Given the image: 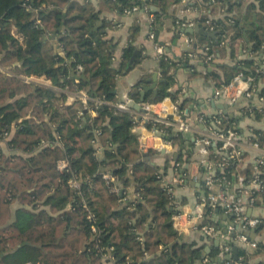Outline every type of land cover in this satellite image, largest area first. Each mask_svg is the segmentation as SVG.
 <instances>
[{
    "label": "trees",
    "instance_id": "obj_1",
    "mask_svg": "<svg viewBox=\"0 0 264 264\" xmlns=\"http://www.w3.org/2000/svg\"><path fill=\"white\" fill-rule=\"evenodd\" d=\"M178 1L147 0L157 8L155 23H160ZM213 1V11L226 7L234 12V21L215 19L217 33L213 38L188 33L199 47L208 46L214 58L224 55L227 46L234 51L239 45L264 55V0ZM142 3L0 0V66L10 67L6 72L0 69V139L6 132L9 148L19 150L11 155L0 151V264H203L198 261L199 249L180 242L172 227L168 207L173 197L148 163L156 151L139 150L134 113L114 105L115 78L131 68L133 48H125L119 66H113L112 42L105 37L107 24L100 14L107 10L125 13ZM158 59L162 80L157 93L145 99L149 103L166 96L176 98L168 88L183 58ZM257 67L252 59L222 63L219 72L207 75L216 80L217 87L239 73L264 80V69L256 71ZM29 76H42L51 86L64 90L84 92L86 102L76 98L59 109L58 103L65 101L66 94L31 81ZM131 97L137 99L135 94ZM91 109L94 115L88 114ZM224 120V125L235 121L230 117ZM169 138L173 145H184L180 132ZM94 139L101 156L96 153ZM209 150L210 159H219L213 146ZM62 158L68 160V168L59 171L56 164ZM241 164L234 162L224 174L234 170L250 174L251 164ZM128 169L132 170L130 175ZM107 171L115 175L119 193L106 183L102 173ZM72 172L86 180L81 194L68 185ZM130 189L138 198L131 199ZM122 196L128 201L123 202ZM15 202L20 207L10 221ZM206 222L223 231L217 222L201 221ZM257 229L264 231V217ZM229 246L231 253L237 245L230 241ZM215 251L220 254L221 245ZM102 253L111 261L104 260ZM237 253L243 263L258 257L256 264H264V241H257L251 253L237 246Z\"/></svg>",
    "mask_w": 264,
    "mask_h": 264
},
{
    "label": "built area",
    "instance_id": "obj_2",
    "mask_svg": "<svg viewBox=\"0 0 264 264\" xmlns=\"http://www.w3.org/2000/svg\"><path fill=\"white\" fill-rule=\"evenodd\" d=\"M142 2V5H134L131 9L125 10V13L138 10L144 12L148 20V38L153 39L157 28L154 11L157 8L148 3L147 0H142ZM213 4V0H179L177 3L172 4L171 7L176 8L177 13L174 19V28L182 32L187 27L202 25L205 30L214 32L216 36L217 20L215 19L220 17L221 20L230 23L234 21V12L227 11L226 7L220 6L216 11H213ZM189 13L195 14V16L187 17L186 14ZM184 40L189 48L194 47L199 49L203 62L210 63L214 60V54L208 52V46H204L203 48L199 47L194 36L187 34ZM153 49L156 55L167 57L163 45L155 42ZM246 54L258 64V67L255 69L256 71L264 69V61L262 60L264 55L261 54L258 56L250 51H247ZM261 77L257 78L252 74L243 75V73H239L230 82L224 83L220 87L215 86L212 91V100L233 107L236 113H238V120L224 125L223 120L225 119L224 123L227 121L228 114L223 113L220 109L210 115L209 119H206L205 115L200 114L198 119L204 124L205 129L202 133L192 138L193 144L197 149L198 157H200L199 163L204 167L205 173L202 179L203 185L201 189L203 192L199 196V205H196L195 212L191 215V219H194L192 225L203 236L217 238L219 240V245L222 247L220 254L223 255L222 260H225L224 264L232 262L229 246L230 241L242 246L245 250L256 247L257 242V240H251L241 231L243 229L256 228L261 219L260 216L247 215L246 207L247 205L252 206L257 201L264 203V137H261V132L260 134H256L251 130L247 135H241L238 129L243 127L242 123L245 119L250 120L252 117L256 118L257 115H260L257 120H260L264 125V80ZM81 98L85 103L87 96L84 94ZM168 98L164 97L157 103L142 104L146 109V113L141 119L140 125L143 126V123H145L149 124V127L147 126V130L137 135L140 151L146 152L149 149L159 150L163 146H171L173 144L169 136L175 132L182 134L191 132L192 121L189 119L187 112L184 109H179L176 103H171L169 109L164 103ZM125 106V102L117 104L119 109H123ZM169 127L170 129H168ZM94 133L97 135L98 130L95 129ZM5 138H7L6 132L3 134V139ZM93 142L96 153L100 155L101 148L97 145L96 139ZM243 142L249 145L253 153L249 162L252 167L251 173L244 174L234 170L229 175L224 174V171L234 162H241L243 160L242 156L246 151ZM209 146H213L215 156L219 159L216 160L213 157L210 159L211 152ZM246 165L244 164L242 167ZM173 167L174 177L172 179L158 170L156 171L161 178L162 185L170 194H172L173 184H184L187 178L186 173L180 171L178 163H175ZM56 168L59 171L66 170L68 168V160L66 158L59 159ZM131 172L132 170L128 169L129 175ZM102 175L106 183H110L111 191L119 193L120 188L115 184V175H112L108 171L102 173ZM231 180H234L232 186L234 190L232 191L229 190ZM84 181L86 180L80 179L72 172V176L68 180V185L81 194V187ZM130 191L131 199L138 198L137 193H132L131 189ZM121 200L123 202L128 201L124 196L121 197ZM203 205H207L212 209H220L224 215L230 218L233 225L227 224L222 229L223 231H221L220 228H217L211 223H201V206ZM182 215L183 213H179L174 220L177 221V218H180ZM88 217L93 220V214L91 212H89ZM92 230H95L93 225ZM102 258L111 261V257L108 254L102 253Z\"/></svg>",
    "mask_w": 264,
    "mask_h": 264
},
{
    "label": "crops",
    "instance_id": "obj_3",
    "mask_svg": "<svg viewBox=\"0 0 264 264\" xmlns=\"http://www.w3.org/2000/svg\"><path fill=\"white\" fill-rule=\"evenodd\" d=\"M90 1L93 4L98 2V0ZM175 9L170 6L167 13L161 17V21L157 24L153 39L148 38V20L144 12L140 10L129 13H120L116 10L101 12L100 16L103 17L107 24L105 28V37L110 39L112 42L113 66H119L125 48L131 46L133 48V52L137 51L135 59L133 61H129V63L132 64L131 68L118 74L115 78L116 100L114 105L117 106L118 103L125 102L126 106L123 110L134 113L136 120L134 132L136 135L144 132V130H147V125L145 123H143V126L140 125V121L145 113H140L134 108H129L128 103H130V101H139L140 95L138 93H134V90H142L143 87L152 85L154 82L152 80V76L154 74H157V79L162 80L158 55H156L153 49L154 43L157 42L158 44L164 46L167 57L171 59L183 58V62L175 69L173 82L168 88V90L173 93L176 98L173 99L169 96L164 103L169 107V109L171 103L183 106V109L187 112L189 119L192 121L191 132L182 134L184 137V145L182 147H179L178 145L163 146L159 150H155V154L148 157V163L154 166L156 171L158 170L170 179L174 177L173 166L175 163L179 164L181 172L186 173L187 178L184 184L175 183L172 186L171 195L173 200L169 203L168 207L169 211L172 212L170 222L173 229L177 232L178 240L180 242L192 243L193 247L199 249V263L219 264L223 255L217 254L215 251V249L219 246V243L218 245H215L214 240L216 238L203 236V234L198 229L193 228L192 225L194 223V219H191V215L195 212L196 205H199V196H201V193L203 192L201 189L203 185L202 179L205 173L204 167L199 163L200 157H198L197 149L194 144L190 145V142H193L192 138L202 133L205 129L204 124L198 119L199 115L203 114L209 119L210 115L218 111V108L214 106V103H221L216 101L214 102L212 100V91L216 86V80L210 75H207V73L211 71L219 72L218 65L222 63L236 64L254 59L248 57L246 54L247 51H249L248 48L245 46L243 47V45H239L236 49H234V51L231 46H227L224 55L215 57L210 63L203 62L201 60L202 56L199 49L194 47L189 48L185 43L184 38L188 32H181L174 28V19L177 14ZM186 16L193 17L195 14L189 13L186 14ZM136 31L137 33L135 34ZM213 64L215 65L212 66ZM27 79L45 86H51V82L42 76H29ZM160 81L156 84L157 91ZM51 87L56 92H64L66 94L65 101L58 103L59 109H62V105L71 104L76 98L82 99V95L85 94L81 91L73 92L64 90L60 87ZM131 94L137 95V99L132 98ZM152 94L155 95L153 89H148L145 92V99ZM143 103L149 102L145 100ZM222 104L226 105L225 103ZM226 106L228 109V117H230L229 114H231V120H238V113H236L235 109L229 105ZM88 114L94 115L95 110H89ZM259 117L260 115H257L256 118L252 117L250 120L245 119L242 123L243 127L238 129L239 133L241 135H247L250 130L252 132H255V130L264 132V125L260 122V120H257ZM7 138L0 139V151L6 155L19 154V150H11L9 148L6 142ZM243 146H245L246 151L243 154V164H241V166L248 164L253 155L246 142H243ZM101 155L102 152L100 156ZM233 183L234 180H231V187L229 189L231 191L234 190V188H232ZM203 206H201L202 220L210 219L215 223L217 222V224H219L218 226L222 229H224L227 224H230V218H224V214L220 211V209L218 211L215 209L213 212H210L207 205ZM19 207V203L17 204L16 202L11 205L12 218L10 221L14 220V212ZM179 213H183V215L175 221L174 219H176V215ZM246 214L249 216L264 217V203L257 201L252 206L247 205ZM254 231L258 236V239H250L264 241V231L259 233L257 227L254 228ZM253 251L254 248L247 250L249 253ZM231 259L234 264H246L242 262L241 257H238V253L237 260L234 261L233 254L231 252ZM258 261V257L253 258L250 259L247 264H256Z\"/></svg>",
    "mask_w": 264,
    "mask_h": 264
},
{
    "label": "water",
    "instance_id": "obj_4",
    "mask_svg": "<svg viewBox=\"0 0 264 264\" xmlns=\"http://www.w3.org/2000/svg\"><path fill=\"white\" fill-rule=\"evenodd\" d=\"M186 32L188 33H198L202 36H206V37H215V33L214 32H209L207 30H205V28L203 26H199V25H195L193 27H187L185 29ZM244 37L245 39H247L246 35H245V31H244ZM136 54H137V51L133 52L132 56L130 57L129 61H133L136 57ZM215 64H213L212 66H214ZM152 80L154 81L152 85L148 86V87H143L142 90H134V93H138L140 95L139 97V101H130V103H128V107L129 108H134L135 110H137L138 112L140 113H146V109L143 107L142 103L145 101V92L148 90V89H153V92L154 94L157 92V89H156V84L158 81H160L161 79H157V74H154L152 76ZM214 106L220 110H222L223 113L225 114H228V109H227V106L222 104V103H214ZM230 117H232L231 114H229ZM216 211H218V209H216ZM224 218H228L227 215H223ZM230 224L233 225V223L230 222ZM242 233H244L245 235H247L249 238H257L258 239V236L255 234V231L254 229H243L241 231ZM215 242V245H218L219 243V240L216 238L214 240ZM232 254H233V259L234 261L237 260V247L234 246L232 248Z\"/></svg>",
    "mask_w": 264,
    "mask_h": 264
},
{
    "label": "rangeland",
    "instance_id": "obj_5",
    "mask_svg": "<svg viewBox=\"0 0 264 264\" xmlns=\"http://www.w3.org/2000/svg\"><path fill=\"white\" fill-rule=\"evenodd\" d=\"M9 68H10L9 66H6V67H2V66H0V69L3 70V71H5V72H6L7 70H10ZM103 264H106V263L104 262Z\"/></svg>",
    "mask_w": 264,
    "mask_h": 264
}]
</instances>
